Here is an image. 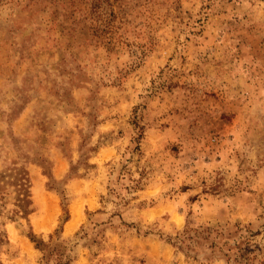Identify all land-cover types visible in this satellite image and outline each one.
Masks as SVG:
<instances>
[{"label":"rangeland","instance_id":"374dc122","mask_svg":"<svg viewBox=\"0 0 264 264\" xmlns=\"http://www.w3.org/2000/svg\"><path fill=\"white\" fill-rule=\"evenodd\" d=\"M0 179V264H264V0H0Z\"/></svg>","mask_w":264,"mask_h":264},{"label":"trees","instance_id":"16d2710c","mask_svg":"<svg viewBox=\"0 0 264 264\" xmlns=\"http://www.w3.org/2000/svg\"><path fill=\"white\" fill-rule=\"evenodd\" d=\"M12 168L13 169L9 170L8 172L12 175V179L7 183L15 185L16 191L18 192V196L16 198L17 204L21 208L22 215L26 216L30 212V209L28 208L30 201L28 195L27 173L23 168ZM1 182L2 179H0V201L4 199L3 190L5 189V186H7V183L1 184ZM30 239L35 243L37 248L42 250L44 253L47 252V256L52 255L54 251L53 248H55V246L57 247V244L51 241V239L48 243H45L42 239H37L32 234L30 236Z\"/></svg>","mask_w":264,"mask_h":264},{"label":"bare ground","instance_id":"6f19581e","mask_svg":"<svg viewBox=\"0 0 264 264\" xmlns=\"http://www.w3.org/2000/svg\"><path fill=\"white\" fill-rule=\"evenodd\" d=\"M78 209L79 208H76V206L72 208V212H73L74 218L66 224V230H70L76 225L77 218H78L77 216L79 214V210ZM35 225H37V222L35 223Z\"/></svg>","mask_w":264,"mask_h":264}]
</instances>
